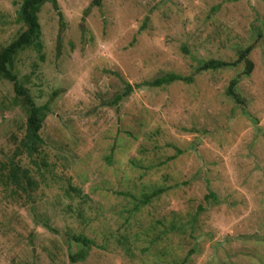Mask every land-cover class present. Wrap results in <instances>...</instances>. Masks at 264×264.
<instances>
[{
  "label": "rangeland",
  "instance_id": "1",
  "mask_svg": "<svg viewBox=\"0 0 264 264\" xmlns=\"http://www.w3.org/2000/svg\"><path fill=\"white\" fill-rule=\"evenodd\" d=\"M21 2L0 0V49ZM38 22L12 64L48 109L37 153L12 154L26 115L0 76V264H264V0H47ZM249 44L240 108L242 64L196 67ZM165 72L192 79L141 86ZM12 157L33 183L1 176Z\"/></svg>",
  "mask_w": 264,
  "mask_h": 264
},
{
  "label": "trees",
  "instance_id": "2",
  "mask_svg": "<svg viewBox=\"0 0 264 264\" xmlns=\"http://www.w3.org/2000/svg\"><path fill=\"white\" fill-rule=\"evenodd\" d=\"M47 0H22L19 9H18V20L22 22V29L18 35L12 39L9 43L3 46L0 49V76H3L12 81L13 89L16 97L18 98L19 105L23 108L26 120L25 127L22 137L19 140L17 147L13 151V156H17L21 152H26L28 155H32L39 151V148L42 144V138L40 136V129L42 127V122L48 112L47 106L37 105L32 99L31 95L28 93V90L17 80L16 75L12 71L13 57L15 53L23 49L27 44L34 43L32 42L34 38L38 37L40 31V25L38 22V12L44 2ZM102 3V0H92V4L99 6ZM38 44V43H35ZM252 50V45L249 44L244 48H241L237 51V57L233 60H222L216 58H209L201 60L196 67V71H207V70H219L224 68H233L242 64V71L240 74L233 76L226 89L225 94L233 102L242 108L244 106V99L242 94L238 91V83L240 81L241 75L248 76L252 70V61L249 58V53ZM192 77L187 75L178 74L174 72H165L158 76H155L153 79L145 81L141 86L148 87H160L168 85L173 81L180 80L184 82H189ZM131 85L126 83L124 90L120 94H116L113 97L114 102H118L131 91ZM141 87L140 85H137ZM243 113H246L242 110ZM7 162V176L1 172V176H5L14 184L18 185L20 178H24L27 184L33 183L29 174L26 170L20 169V167L15 164L13 161ZM5 167L4 164L1 167ZM2 167V168H3ZM22 186V184H20ZM159 190L153 191L148 196V199L157 195ZM145 199V200H148ZM71 238L76 242H81L84 246H90L92 240L83 235H72ZM83 258V253H77L75 256H72L74 260ZM149 264V263H144Z\"/></svg>",
  "mask_w": 264,
  "mask_h": 264
}]
</instances>
